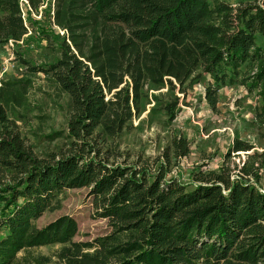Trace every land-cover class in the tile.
I'll return each instance as SVG.
<instances>
[{"label":"trees","instance_id":"16d2710c","mask_svg":"<svg viewBox=\"0 0 264 264\" xmlns=\"http://www.w3.org/2000/svg\"><path fill=\"white\" fill-rule=\"evenodd\" d=\"M43 1L27 0L34 11ZM51 10L63 31H48L59 57L42 66L19 60L69 96L66 134L44 136L64 135L56 151H33L8 116L25 104L31 81L0 78V264H264V192L254 185L264 155L228 164L252 145L235 138L218 171L194 170L188 183L169 176L172 158L189 153L186 138L173 135L153 159L130 161L120 146L151 100V110L173 120L175 91L185 95L203 74L213 81L205 89L211 108L220 85L254 93V124L264 130V47L256 43L264 42V0H54ZM27 31L19 0H0V44ZM163 88L172 99L160 103L153 92ZM76 188L107 220L105 234L74 241L70 215L34 225L58 207L60 192ZM53 243L60 247L51 254L28 252Z\"/></svg>","mask_w":264,"mask_h":264},{"label":"rangeland","instance_id":"374dc122","mask_svg":"<svg viewBox=\"0 0 264 264\" xmlns=\"http://www.w3.org/2000/svg\"><path fill=\"white\" fill-rule=\"evenodd\" d=\"M224 1L236 5L253 0ZM53 3L54 0H44L41 9L39 7L38 11L33 12L23 6L28 33L21 42L9 40L0 44V78L8 80L25 76L31 81L25 104L10 109L8 116L17 123L27 143L38 154L56 151L64 142L70 113L69 96L42 72H28L19 59H25L31 66H42L59 57L58 42L52 41V32L61 35V31L51 24L52 19L48 16L51 15ZM48 24H51V28ZM256 43L264 47L260 37ZM244 70L245 66H242L241 71ZM210 83H213L210 76L203 74L199 82L187 89L185 95L175 91L179 100L173 120L164 115L160 108L151 110L155 104L153 100L145 105L142 113L133 117L132 127L120 137L121 149L130 153L129 160L137 159L138 155L142 159H153L163 153L173 135L182 136L189 143V153L178 160L172 158L169 176L175 175L180 181L188 183L194 170L218 171L235 138L253 148L248 152H237L239 155L231 153L228 160L230 167L236 164L241 166L246 153L264 155V130L260 132L254 124L258 106L255 94L249 93L239 82L226 83L220 85L216 106L211 108L205 98V89ZM165 91L163 88L153 92L160 97V103L172 99ZM56 130L64 131V135L51 142L45 139V135ZM249 181L253 183L252 178ZM254 185L264 192V167L260 170L259 182ZM87 191L86 188L63 190L56 198L58 207L44 211L33 221L34 225L43 227L59 216L70 215L77 223L74 241H90L105 234L108 231L107 220L95 216ZM0 235H4V231ZM59 247V243H53L33 247L28 252L51 254ZM25 252L18 251L17 257Z\"/></svg>","mask_w":264,"mask_h":264},{"label":"built area","instance_id":"2783aa9c","mask_svg":"<svg viewBox=\"0 0 264 264\" xmlns=\"http://www.w3.org/2000/svg\"><path fill=\"white\" fill-rule=\"evenodd\" d=\"M26 7L27 10H30V11H34L28 4L27 0H19V8H20V11H21V17L22 19L24 20V24L26 25L27 27V24L25 23V11H24V7ZM41 9V6L39 8V10ZM38 11V10H37ZM53 14V11L51 12V15ZM52 19V18H51ZM53 21V19H52ZM28 29V28H27ZM60 30V29H59ZM61 31V30H60ZM28 33V32H27ZM63 33V31H61V34ZM26 35V34H25ZM22 40L18 41V42H21Z\"/></svg>","mask_w":264,"mask_h":264}]
</instances>
